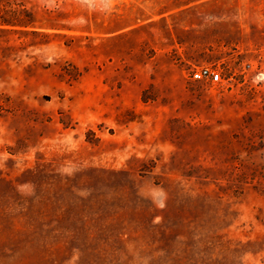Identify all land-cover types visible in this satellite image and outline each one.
I'll return each instance as SVG.
<instances>
[{
  "label": "rangeland",
  "instance_id": "1",
  "mask_svg": "<svg viewBox=\"0 0 264 264\" xmlns=\"http://www.w3.org/2000/svg\"><path fill=\"white\" fill-rule=\"evenodd\" d=\"M0 264H264V0H0Z\"/></svg>",
  "mask_w": 264,
  "mask_h": 264
},
{
  "label": "built area",
  "instance_id": "2",
  "mask_svg": "<svg viewBox=\"0 0 264 264\" xmlns=\"http://www.w3.org/2000/svg\"><path fill=\"white\" fill-rule=\"evenodd\" d=\"M193 78L217 82L221 80V72L209 65H203L193 70Z\"/></svg>",
  "mask_w": 264,
  "mask_h": 264
}]
</instances>
